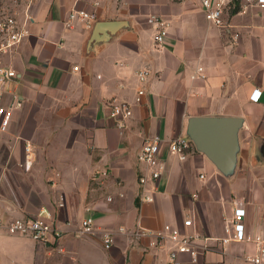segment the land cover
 Listing matches in <instances>:
<instances>
[{"label":"crops","instance_id":"crops-1","mask_svg":"<svg viewBox=\"0 0 264 264\" xmlns=\"http://www.w3.org/2000/svg\"><path fill=\"white\" fill-rule=\"evenodd\" d=\"M1 3L31 33L1 54L17 76L0 84L2 104L12 110L8 129L0 130V210L13 219L46 207L55 229L46 242L0 233V264H167L173 244H153L166 224L213 237L210 249L199 246L198 261L184 255L185 264H250L253 241L220 238L228 236L236 194L245 199L247 233L264 235V5L231 7L228 29L206 19L200 0ZM74 8L99 20L92 28L80 20L67 25ZM151 15L169 22L162 46ZM198 66L204 77L195 76ZM143 68L150 76L137 101ZM112 98L133 106L123 128L109 114ZM207 117L230 121L210 145L201 124ZM176 133L192 141L185 159L169 152ZM156 134L164 139V170L154 180L138 153ZM188 217L193 227L184 225ZM86 218L96 230L79 236ZM138 226L147 233L136 236ZM105 230L114 234L110 247Z\"/></svg>","mask_w":264,"mask_h":264},{"label":"built area","instance_id":"built-area-1","mask_svg":"<svg viewBox=\"0 0 264 264\" xmlns=\"http://www.w3.org/2000/svg\"><path fill=\"white\" fill-rule=\"evenodd\" d=\"M32 2V0H30ZM98 4V1H96ZM238 5L244 7L250 5H264V0H200V6L205 14L206 19L213 25L221 28L232 29V24L228 23L224 15L231 7L236 8ZM82 21L87 28H92L94 24L99 20V16L94 11H88L84 9L71 10L69 19L66 22L67 25L75 21ZM148 22L157 28L155 35L156 43L158 46H162L166 40L169 22L163 16L151 15L148 17ZM30 29L27 23L20 22L15 15L7 12L3 7L0 0V84L4 86L7 79L12 76H17V72L13 69L7 68L3 64L1 54L12 50L17 44H19L24 38L30 35ZM239 33L233 34V39L237 40ZM75 69H78L76 67ZM195 76L204 77L205 70L203 66H198ZM141 87L138 90L137 101H140L141 96L145 93V82L150 76V69L143 68L137 72ZM261 96L260 90H255L252 94V100H258ZM110 116L115 120L119 128L126 126L127 121L133 116V106L128 101H121L117 98H112L107 102ZM12 117V110L7 109L0 98V130L5 131L10 125ZM164 139L160 135L147 136L139 150L138 160L141 164H145L150 168V177L152 179L159 178L164 170V163L160 159V153ZM26 168H30L34 162V158L31 155L33 147L31 143H26ZM168 149L171 154H177L181 159H185L189 153L193 150L192 141L182 133H176L168 141ZM149 181V177L146 173H143L139 177V182L145 186ZM144 201H151L153 197L146 193L142 194ZM246 203L245 199L236 194L233 197V216L226 227L228 233L227 237L220 238L222 243H227L230 240L242 242L253 241L257 245V251L252 255L246 256V261L250 264H264V235L258 234L254 237L247 233L244 218L246 215ZM184 225L187 227L194 226V220L192 217H188L184 221ZM54 219L51 211L43 207L35 216L18 217L13 219H6L4 214L0 210V233H6L9 235H23L31 237L40 242H46L49 239L50 234L54 231ZM96 230L95 224L92 218L83 219L80 227L78 228V235H85L94 233ZM124 230V228H120ZM147 231L141 226H138L135 231L136 236L146 234ZM161 236V240L153 242L154 245H164L166 241L171 242L173 247L170 250L169 260L167 264H185L183 259L184 255H189L192 262L198 261L199 258V246L205 243L206 249H210L209 241L213 237L193 231L191 233H183L180 228L166 224L162 232L158 233ZM103 239L106 247H110L114 242V234L109 230L103 232Z\"/></svg>","mask_w":264,"mask_h":264},{"label":"water","instance_id":"water-1","mask_svg":"<svg viewBox=\"0 0 264 264\" xmlns=\"http://www.w3.org/2000/svg\"><path fill=\"white\" fill-rule=\"evenodd\" d=\"M109 23L110 25L112 24V22ZM201 124L204 130L203 137L209 142L208 145H210L211 142L215 143L224 138L226 127H228L230 121L227 118L207 117L201 120Z\"/></svg>","mask_w":264,"mask_h":264}]
</instances>
